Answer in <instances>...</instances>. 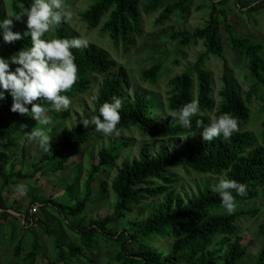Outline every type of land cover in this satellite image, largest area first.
I'll list each match as a JSON object with an SVG mask.
<instances>
[{
    "label": "trees",
    "instance_id": "1",
    "mask_svg": "<svg viewBox=\"0 0 264 264\" xmlns=\"http://www.w3.org/2000/svg\"><path fill=\"white\" fill-rule=\"evenodd\" d=\"M162 1L148 0L143 5L142 11L145 14L155 13ZM215 1L211 5L208 19L203 27L192 32H174L169 36L170 41L178 40L181 47L195 45L198 41H201L204 47L203 53L197 56L192 66L167 82L169 89L167 109L170 112H179L190 101L199 102V111L192 117V127L185 128L179 123L160 120L155 115L156 105L153 98L144 94H135L130 100L124 95L120 78H103L92 112L84 113L74 128L63 133L60 141L56 138L55 130H50L51 148L40 157L38 164H33V171L28 173L22 170L15 171L12 166L9 173L2 179L0 226L10 224V220L14 217L10 212L19 213L25 225L13 249L15 258L20 257L23 264H34L36 256L40 254V248L34 237L30 250L22 254L25 236L33 228L31 226L34 225L32 224L34 217L29 211L22 215L20 206L15 201L13 202L15 209L7 207L3 190L17 181L37 180L39 176L46 173L44 171L46 169L53 172L63 170L69 159L79 155L80 148L98 132L95 125L90 124L85 127L82 121L91 119L94 115L99 116L100 106L105 102H111L114 96L121 98L122 101L119 110L121 119L117 129L135 128L139 133L153 139L186 138L200 134L203 129L202 126L197 125L196 121L201 120L204 126H207L211 123L209 114L213 113V110L214 121L223 114L229 113L237 118L238 129L229 138L220 135L209 141L204 138L203 141L186 140L179 147L159 149L154 156L150 148L146 146L141 149L137 159L122 162L111 184L112 192L116 197L112 212L104 217L89 220L84 227L68 226L78 233L81 246L94 251L97 249L99 237L104 242H114L120 245L118 253L113 257L117 264H180V259L183 257L186 258V264H217L219 259H222L223 264H237L245 256L247 247L237 240L239 233L235 223L244 216L253 218L257 215L258 210H247L242 208V205L257 199L264 188V110L260 127L255 133L247 128L250 111L246 101L251 95H259V89L264 91V78L261 76L264 74V60L259 54L261 50L259 44H252L248 38H240L230 33V27L226 23L227 16L223 10L230 1ZM235 1L238 7L244 5L242 0ZM262 1L264 0L257 2ZM32 2L33 0H11L14 20L15 16L21 13L20 7L28 9ZM184 2L185 0H181L168 4L156 17L155 25H162L174 14L183 18ZM253 5H249L246 12H255L259 9V6ZM5 17V10L0 0V20ZM79 17L89 30L96 29L102 22L98 35L108 36L115 47L120 45L124 50L133 44L135 37L142 34L137 0H95L80 13ZM221 26L230 49L241 56L247 64L246 74L239 68L244 73V82L250 83V88L246 93V99H243L236 81L224 62L225 67L220 78L221 87L218 91L219 102L217 106H214L212 75L204 65L209 57L223 61L224 53L219 35ZM54 35L55 38H77L68 31L65 21L55 26ZM2 40L0 34V42ZM2 42L0 56L5 58L11 57L22 48H28L32 43L30 36H24L11 43ZM72 52L78 66L77 81L70 90L62 93L70 99L91 88V75L102 76L111 69L108 53L93 44L73 48ZM160 73L161 65L156 64L141 71L139 75L143 81L155 84ZM36 102H39V98L34 101ZM0 103V129L5 132V129L16 119L17 114L11 111L12 97L7 92L5 99L0 100ZM43 106L53 110L46 101L43 102ZM26 137L21 147L22 158L27 153ZM125 146L126 144L122 142L110 145L97 153L95 163L92 164L84 182L83 196L79 198L75 194L74 184L66 188V193L73 202L71 206H64L51 199L43 202L31 199V206L38 205L44 208L49 205L66 220L79 217L90 201L96 174L113 164ZM177 170L186 175L192 172L203 175H223L225 179H235L244 183L247 189L244 195H238L235 190H232L236 202L234 212L211 214L213 211L226 210L222 206L219 191L198 190L196 195L182 201L180 195L172 188L179 179ZM158 197H162V201L143 221L135 224L134 230L112 231L109 229L110 224L124 218L133 211L134 207ZM34 223L38 224L45 234L54 237V249L58 262L69 264L67 258L74 259L80 256L81 248L75 245L65 247L40 218ZM260 229H264V223L260 225ZM147 236L170 238V248L167 252H163L153 245L145 244L143 239ZM131 247L135 249V252L130 253ZM255 264H264V239Z\"/></svg>",
    "mask_w": 264,
    "mask_h": 264
},
{
    "label": "rangeland",
    "instance_id": "2",
    "mask_svg": "<svg viewBox=\"0 0 264 264\" xmlns=\"http://www.w3.org/2000/svg\"><path fill=\"white\" fill-rule=\"evenodd\" d=\"M137 1L142 23V34L135 37L133 44L127 50H124L120 45L115 47L108 36L100 37L98 35V29L102 22L93 30H89L86 24L81 22L80 13L92 5L95 0H64L65 8L71 13L68 19L65 20L68 31L73 33L77 38L82 37L86 39L88 41L87 45L93 44L105 50L109 55L111 69L102 76L91 75V88L87 92L76 94L70 99L71 103L66 110L60 112L55 110L47 111L46 114L51 120V124L47 126L49 135L50 130L54 129L58 141L61 140L64 132L76 126L84 113L92 112L97 99L98 89L105 77L120 78L123 83L124 95L130 100L133 99L135 94H144L153 98L156 105L155 115L160 120L178 123V119L173 116V113L178 112H170L167 109L169 93L167 82L172 77L181 74L188 67L192 66L197 56L203 53L204 47L201 41H198L195 45L181 47L178 44V40L170 41L169 36L174 32H192L199 27H203L208 19L211 5L216 1L185 0L183 4L185 8L183 18H179V15L174 14L162 25H155L154 23L158 14L168 4L181 0H163L158 11L151 14H145L142 11L143 5L148 0ZM229 1L223 10L227 16L226 23L230 27V33L240 38H248L252 44H259L261 46L259 54L264 60V1L258 3L257 1L260 0H242L244 3L242 7H238L235 0ZM252 4L256 7L259 6V9L255 12H246L247 7ZM2 5L6 17L14 19L11 0H2ZM20 9L21 12L25 10L23 7H20ZM219 18L221 21L222 17L220 16ZM26 20L27 15L21 21L16 20L13 31L24 32ZM0 34L2 35V33ZM219 35L224 53L223 61L209 57L204 65L212 75V99L214 100V106H217L219 102L218 91L221 87L220 78L224 71V62H226V67L230 70L232 78L236 81L240 96L243 99H246V93L250 88V83L244 82L245 76L243 74L247 73L246 62L241 56L235 54L230 49L222 26L219 29ZM45 38H55L54 31L47 33ZM2 41L5 40L3 39ZM2 41L0 45L3 44ZM156 64L161 65V73L157 82L150 84L143 81L140 78V72ZM10 67L14 69L16 65L12 64ZM261 76L264 78V74ZM263 99L264 91L259 89V95H251L248 101H246L250 111L247 128L255 133L258 132L263 118ZM28 107L31 109V105H28ZM15 113L17 114L16 119L5 129V132L0 129V184L12 166H14L15 171L22 170L27 173L33 171V164H38L40 157L46 152L36 140L27 139V153L22 158L21 147L23 146L25 136L33 128L45 126L38 124L35 118L27 114ZM213 113L209 114L211 122L214 121ZM203 138L202 133H200L186 138L153 139L139 133L135 128L118 129V132L110 135L98 131L88 143L80 148L79 155L69 159L63 170L53 172L46 169L44 170L46 173L41 175V177L38 175L37 180L14 182L3 190V197L7 207L14 209L13 202L18 203L20 201L22 204V215L27 211L30 212L32 206H34H31V199H35L38 202L51 199L60 202L64 206H71L73 202L70 201L66 188L70 184H74L75 194L81 198L83 196L84 182L92 164L95 163L97 153L101 149L108 148L110 145L125 143L126 146L120 152L118 159L96 174V179L92 185L90 201L86 204L84 212L79 217L68 218L66 220L49 205L44 208L37 205L39 207L38 219L40 218L47 225L50 232L56 236V239L65 247L75 245L81 248L82 252L79 257L74 259L67 258L69 264H117L113 260V257L118 253L120 245L114 242H104L99 237L97 238V249L92 251L81 246L78 233H75L73 229L70 230L68 226H74L75 228L84 227L89 220L104 217L112 212L116 202V197L111 189L112 181L121 163L137 159L143 147L148 146L151 154L154 156L159 149H170L174 146L179 147L186 140L196 139L203 141ZM177 172L179 179L173 184L172 188L180 195L182 201H186V199L196 195L198 190L206 189L218 192L217 186L219 180L225 179L223 175H203L194 172L186 175L180 170H177ZM20 185H25L27 191L22 192L18 187ZM161 201L162 197H158L157 199H149L143 202L140 206L134 207L133 211L128 213L124 218L110 224L109 229L112 231H120L122 229H127L128 231L134 230L135 224L143 221ZM242 208L258 210V213L253 218L244 216L235 223L239 233L237 240L247 247V253L237 264H255L257 254L264 239V229H260V225L264 223V188L257 199L244 203ZM224 212L227 211H213L211 214ZM24 226L21 217L15 216L10 220L9 225L0 226V264H23V261L19 259L20 257H14L13 249L23 233L22 228ZM31 227H33L32 230L25 236L22 254L30 250L32 240L36 237L40 254L36 256L34 264H61L56 260L54 237L52 238L45 234L43 229L36 223ZM154 237L147 236L143 239V242L147 245H153L163 252H167L171 245V239L168 237ZM132 248H130V253L135 252V249ZM180 264H186L185 257L180 259ZM217 264H223L222 259H219Z\"/></svg>",
    "mask_w": 264,
    "mask_h": 264
},
{
    "label": "clouds",
    "instance_id": "3",
    "mask_svg": "<svg viewBox=\"0 0 264 264\" xmlns=\"http://www.w3.org/2000/svg\"><path fill=\"white\" fill-rule=\"evenodd\" d=\"M27 15L26 28L23 33L13 31L15 20ZM71 13L65 8L64 0H33L30 8L20 13L15 20L5 17L0 20V33L5 42H14L24 36L31 37V46L20 49L11 57L0 56V100L5 99L6 92L13 98L11 111L27 114L35 118L38 124L45 127L33 128L27 135L28 140H36L40 147L47 151L51 148V137L48 125L51 120L47 116L48 109L43 102H48L51 109L60 112L66 110L70 97L62 93L67 92L77 81L78 66L75 63L73 48L86 47L88 41L82 37L67 39H47L46 34L55 30V26L67 20ZM16 65L14 69L10 65ZM39 98V102L34 103ZM31 105V109L28 107ZM121 98L113 97L111 102L100 106L99 116L85 119L82 124L96 126L97 131L106 135L118 132L120 122ZM199 111V102L190 101L173 116L185 128L192 127V117ZM202 126V135L206 141L223 135L231 137L238 129V120L229 113H225L207 126L201 120L196 121ZM22 192L27 191L25 185L18 186ZM218 190L224 209L231 214L236 208L235 196L244 195L247 186L235 179H220Z\"/></svg>",
    "mask_w": 264,
    "mask_h": 264
},
{
    "label": "built area",
    "instance_id": "4",
    "mask_svg": "<svg viewBox=\"0 0 264 264\" xmlns=\"http://www.w3.org/2000/svg\"><path fill=\"white\" fill-rule=\"evenodd\" d=\"M39 207L37 205L32 206L30 214L34 217L32 224L38 219Z\"/></svg>",
    "mask_w": 264,
    "mask_h": 264
},
{
    "label": "crops",
    "instance_id": "5",
    "mask_svg": "<svg viewBox=\"0 0 264 264\" xmlns=\"http://www.w3.org/2000/svg\"><path fill=\"white\" fill-rule=\"evenodd\" d=\"M18 204H19L20 209H21V208H22V204H21V202L19 201ZM21 210H22V209H21ZM21 212H22V211H21ZM10 213L13 214L15 217H21L19 213H13V212H10ZM21 214H22V213H21ZM15 219H16V218H15ZM70 230H71V229H70ZM74 232H76V231H74ZM19 239H20V238H19ZM18 241H19V240H18ZM37 241H38V240H37ZM17 243H18V242H17ZM241 259H242V258H241ZM241 259H240V260H241ZM240 260H239V261H240ZM239 261H238V262H239Z\"/></svg>",
    "mask_w": 264,
    "mask_h": 264
}]
</instances>
